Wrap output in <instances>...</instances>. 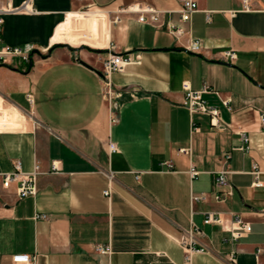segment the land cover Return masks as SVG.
<instances>
[{
  "label": "crops",
  "instance_id": "crops-1",
  "mask_svg": "<svg viewBox=\"0 0 264 264\" xmlns=\"http://www.w3.org/2000/svg\"><path fill=\"white\" fill-rule=\"evenodd\" d=\"M26 1L0 0V8ZM248 1L197 0L187 22L181 0H30L32 10L5 15L0 48L23 47L32 62H0V173L20 161L40 174L35 196L0 185V264H18L17 253L36 264H264V0ZM136 5L159 11V21L126 10ZM171 24L185 33L171 34ZM193 39L200 52L186 49ZM225 48L236 52L232 62L222 60ZM110 50L131 62L111 75L108 100L101 72ZM205 85L222 125L195 113L192 129L185 90ZM207 211L221 222L205 223ZM234 215L252 231L231 241ZM190 233L203 251L182 245Z\"/></svg>",
  "mask_w": 264,
  "mask_h": 264
},
{
  "label": "built area",
  "instance_id": "built-area-1",
  "mask_svg": "<svg viewBox=\"0 0 264 264\" xmlns=\"http://www.w3.org/2000/svg\"><path fill=\"white\" fill-rule=\"evenodd\" d=\"M182 8L180 10V18L182 21L187 22L190 21L192 14L198 10V2L197 0H181ZM246 8H248L249 1L243 0ZM30 11L32 10L30 0H27L26 3L19 8L14 7H6L0 8V42L2 40V32L3 26L5 22V15L8 13H12L15 11ZM127 11H134L139 13L138 19L141 22L150 21L152 23H156L159 21L160 12L154 10L152 8L136 5L134 7H130L126 9ZM211 12H207V18L210 19ZM119 17L116 16L115 20H118ZM169 32L176 37L181 36L185 33L184 27L179 24H171L169 26ZM202 48V43L199 39L191 40L190 44L186 47L187 50L192 52H200ZM11 56H18L25 62H32V54L29 50L19 47V46H9L4 45L0 48V62L6 61ZM237 57L236 52L231 48H225L222 50V60L226 62H232ZM131 62L130 56H125L122 53L115 52L110 50L103 61L102 72H101V80L103 82V95L109 100L115 94V89L113 88V84L111 82V75L115 72L123 71L125 65ZM210 88L208 85H205L202 89L195 90L191 87H188L185 90V98L183 104L188 108L191 115V126L192 129H196L194 114L195 113H206L211 116V123L214 126H221L222 120L220 116V110L215 106L210 105L204 97L205 93H208ZM28 100L33 101L32 94H28ZM223 104L231 109L230 101L225 99L222 101ZM260 123L264 131V113L260 114ZM115 120V119H113ZM241 139L244 143H246L245 149H248L249 145V137L245 133L241 134ZM109 149L111 151L116 150V144L112 141L109 142ZM179 151L181 153H190L191 150L188 147L180 148ZM229 153L225 154V157L228 158ZM167 164L172 167L171 161H168ZM60 170L59 161H52L51 163V171L57 172ZM192 178H195L200 171L194 166L191 165L189 170ZM228 170L226 168L220 170L215 178L216 187L221 190L228 184L227 179ZM257 173V172H255ZM40 174V166L35 165V167L31 171H23L22 165L20 161L15 163L14 169L9 172L0 173V185L9 188L13 183H17L16 186V194L20 197H28L35 196L38 191V175ZM263 183L258 179L254 182V185L260 186ZM109 190H105V194H109ZM227 193L232 194V190H228ZM215 198L217 200L222 199V195L215 192ZM205 194H193L192 201L204 200ZM37 218L46 217L44 214H37ZM205 223H220L221 217L218 212L215 211H207L205 219ZM252 231V224L250 222L244 221L238 215H234L232 219V225L229 229L230 232V240L236 241L241 238L243 235L250 233ZM194 242V238L192 233L189 234L188 238H183L181 243L183 246H186L188 251H203V248H196L192 244ZM97 249L104 253H109L111 251L110 245H98ZM261 249H258L260 252ZM233 261L235 258L231 257ZM13 261L18 264H36V256L28 253H17L13 255Z\"/></svg>",
  "mask_w": 264,
  "mask_h": 264
},
{
  "label": "bare ground",
  "instance_id": "bare-ground-1",
  "mask_svg": "<svg viewBox=\"0 0 264 264\" xmlns=\"http://www.w3.org/2000/svg\"><path fill=\"white\" fill-rule=\"evenodd\" d=\"M77 14L78 13H76V14H70L68 17H75V16H77Z\"/></svg>",
  "mask_w": 264,
  "mask_h": 264
},
{
  "label": "rangeland",
  "instance_id": "rangeland-1",
  "mask_svg": "<svg viewBox=\"0 0 264 264\" xmlns=\"http://www.w3.org/2000/svg\"><path fill=\"white\" fill-rule=\"evenodd\" d=\"M83 45H84V44H83ZM83 45H81V46H83ZM86 46L91 47V48L98 49L97 47H93V46H90V45H86Z\"/></svg>",
  "mask_w": 264,
  "mask_h": 264
},
{
  "label": "water",
  "instance_id": "water-1",
  "mask_svg": "<svg viewBox=\"0 0 264 264\" xmlns=\"http://www.w3.org/2000/svg\"><path fill=\"white\" fill-rule=\"evenodd\" d=\"M96 50L99 51V52L101 51V50H99V49H96Z\"/></svg>",
  "mask_w": 264,
  "mask_h": 264
}]
</instances>
